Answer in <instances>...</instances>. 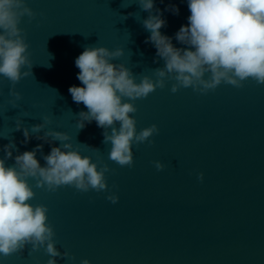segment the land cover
Instances as JSON below:
<instances>
[{
	"label": "water",
	"instance_id": "1",
	"mask_svg": "<svg viewBox=\"0 0 264 264\" xmlns=\"http://www.w3.org/2000/svg\"><path fill=\"white\" fill-rule=\"evenodd\" d=\"M27 4L37 15L23 17L19 26L30 45L33 76L15 86L0 76V159L6 156L4 145L14 139L19 152L13 149L6 166L39 144L44 147L37 159L44 166L43 156L61 142L45 143L36 136L55 130L69 134L74 147L100 167L106 163L113 170L106 173L109 190L99 193L72 186L49 192L37 188L35 178L29 180L36 194L30 203L49 209L56 247L75 257H58L57 264L84 259L91 264H264V85L250 78L239 88L222 83L206 94L191 87L172 93L175 81H168L147 98L131 101L138 109L132 114L137 131L156 124L159 134L150 138L154 144H134V165L120 167L108 158L111 144L103 143L104 129L95 121L77 127L78 114L87 108L73 101L69 88L82 86L75 60L88 46L123 48L124 56L113 63L123 62L137 81L143 75L155 79L153 70L164 60L145 42L151 33L142 21L150 13L138 0ZM169 5L179 14L167 10ZM155 9L167 21L161 32L173 37L174 46L186 47L174 37L188 24L187 0H155ZM13 87L22 94L15 108ZM45 117L47 127L22 143L17 121L31 130ZM153 161L165 168L158 171ZM112 193L119 196L115 204L107 199ZM50 258L43 248L33 252L28 245L0 255V264H48Z\"/></svg>",
	"mask_w": 264,
	"mask_h": 264
},
{
	"label": "clouds",
	"instance_id": "2",
	"mask_svg": "<svg viewBox=\"0 0 264 264\" xmlns=\"http://www.w3.org/2000/svg\"><path fill=\"white\" fill-rule=\"evenodd\" d=\"M138 3L143 11L150 13L142 21L145 30L151 33L145 42L152 43L157 57L164 60L163 67L153 70L155 79L143 75L137 81L123 62L113 63L124 56L123 48L88 46L75 60L80 70L77 79L82 86L69 88L73 101L87 108L78 114L77 127L83 129L86 122L95 121L104 129L103 143L111 144L108 158L120 167L134 165V144H154L150 138L159 134L156 124L137 131V120L132 114L138 109L131 101L147 98L157 88H165L168 81H175L172 93L191 87L206 94L222 83L239 88L250 78L264 85V0H187L188 24L181 26L174 37L186 46L180 48L172 43L173 37L161 32L167 21L163 12L155 9V0H138ZM154 9L158 14H153ZM167 10L179 14L175 5H169ZM36 15L27 0H0V76L13 86L33 76L30 45L19 25L23 17L35 19ZM10 95L15 98L10 101L15 108L22 94L13 87ZM48 123L50 119L45 117L43 123L29 130L22 121H17L15 130L23 128L22 143L27 144L32 133H40ZM36 139L45 143L61 142L43 156L44 166L37 159L43 144L16 155L13 166H6V160L13 157V149L17 152L19 149L14 139L4 145L6 156L0 159V255L8 257L31 245L33 252L44 249L51 257L48 264H57L58 257H70V253H61L56 247V233L48 223V207L30 203L36 194L29 180L35 178L36 187L49 192L72 186L80 192L99 193L109 190L106 173L113 170L108 164L100 167L99 161L93 162L90 156L83 155L65 132L47 130ZM153 164L158 171L165 168L160 161ZM198 179L203 181L202 172ZM107 199L115 204L119 196L112 193ZM70 258L75 260L74 256ZM82 264L91 262L84 259Z\"/></svg>",
	"mask_w": 264,
	"mask_h": 264
}]
</instances>
